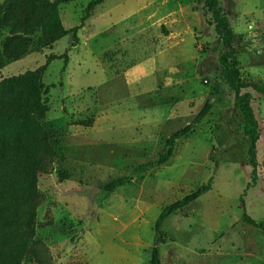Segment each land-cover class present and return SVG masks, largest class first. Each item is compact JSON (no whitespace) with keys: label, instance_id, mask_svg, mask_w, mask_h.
<instances>
[{"label":"rangeland","instance_id":"1","mask_svg":"<svg viewBox=\"0 0 264 264\" xmlns=\"http://www.w3.org/2000/svg\"><path fill=\"white\" fill-rule=\"evenodd\" d=\"M219 2L239 36V76L264 82V0ZM86 4L59 6L66 29L79 24ZM5 35L0 30V39ZM76 35L73 46L68 34L1 70L6 77L37 68L48 55L67 57L52 60L42 75L44 126L60 134L52 144L61 158L38 177L45 201L34 229L54 264H149L154 246L161 264H264V232L242 221L249 143L220 75L223 46L202 4L104 0ZM206 101L210 110L165 164L135 170L155 161L165 139ZM252 108L257 180L243 199L246 213L264 221V98L253 93ZM209 177L210 189L167 216L157 233L162 208ZM117 178L126 183L106 190Z\"/></svg>","mask_w":264,"mask_h":264},{"label":"trees","instance_id":"2","mask_svg":"<svg viewBox=\"0 0 264 264\" xmlns=\"http://www.w3.org/2000/svg\"><path fill=\"white\" fill-rule=\"evenodd\" d=\"M76 0H3L0 2V30L6 31L0 39V264H54V258L44 240L37 236L34 225L37 210L45 195L38 188V177L48 174L61 158L52 144L60 134L44 126L47 109L42 102V75L54 59L67 61L65 54L48 55L43 64L32 70L3 77L1 70L11 61L21 59L31 49H42L71 34L77 41V31L89 18L95 6L104 0H86L79 24L66 29L61 21L59 6ZM209 15L217 39L223 46L218 56L220 75L233 93V108L243 119L242 134L248 140V158L251 167L240 203L242 221L264 232V221L255 220L245 211L244 195L257 180L258 160L256 145L260 137L258 121L252 108L253 93L264 98V82L243 80L236 68L235 56L239 36L230 25L219 0H198ZM206 101L194 119L174 131L164 141V149L155 161L138 164L136 171L165 164L173 154L175 143L186 136L193 124L210 110ZM89 126L91 120L80 122ZM126 183L125 178L109 182L106 190ZM129 183V182H128ZM212 177L181 199L166 205L157 216L154 229L160 233L163 220L195 201L210 189ZM161 239L162 234H161ZM68 264H83L75 261ZM149 264H161L158 249H151Z\"/></svg>","mask_w":264,"mask_h":264}]
</instances>
